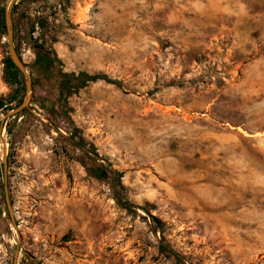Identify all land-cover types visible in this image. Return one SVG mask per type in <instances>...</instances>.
<instances>
[{
	"label": "rangeland",
	"instance_id": "1",
	"mask_svg": "<svg viewBox=\"0 0 264 264\" xmlns=\"http://www.w3.org/2000/svg\"><path fill=\"white\" fill-rule=\"evenodd\" d=\"M12 1L0 0V264L17 251L16 264H264V0L18 2L14 46L34 85L6 118L26 89L6 67ZM40 50L54 59L42 73ZM81 72L122 88H78ZM109 164L136 208L90 172Z\"/></svg>",
	"mask_w": 264,
	"mask_h": 264
},
{
	"label": "trees",
	"instance_id": "2",
	"mask_svg": "<svg viewBox=\"0 0 264 264\" xmlns=\"http://www.w3.org/2000/svg\"><path fill=\"white\" fill-rule=\"evenodd\" d=\"M20 3H24V2L21 1ZM16 6L17 5H14V8ZM3 34H6V32H3ZM36 61H37L38 65L42 66V67L40 66L41 68L39 69L40 73H42L43 69L48 70L54 64V59H52L45 50H40L38 52L37 57H36ZM6 67H7V72L10 75L8 77L15 79L18 83H20V85L21 84L23 85L22 79L24 78V76L18 70V68L15 66V64L13 63V61L11 60L10 57H7V59H6ZM100 80H104L106 82L115 84L119 88H122V85H123L120 80H111L106 74H90L88 72H81L76 76V81H77L76 87L82 88L90 82H97ZM33 85H34V81H33ZM23 90H24V88H23ZM23 98H24V95H22L21 98L19 99L18 105L21 104ZM6 105L7 104L4 101H0V109L4 108V106H6ZM26 111H27V108L23 111V113ZM90 172L93 176H95L98 179H101V180L111 179L112 185L116 189L115 190L116 191V197L124 208L130 209L132 207H134V208L137 207L133 204H130L127 200L119 198V196L117 194V191L120 192V191L125 190V187L122 184V178L124 176L123 172L118 171L116 169H113L110 164L108 166H100V167L94 166L90 169ZM150 216H151L152 220L154 221V223H156L158 225L162 224L161 220L158 217H156L154 215H150ZM158 228H159V226H158ZM161 251H162V253H165L168 258H174L178 261H181V257L178 255V253H176L171 248H168L165 245H161Z\"/></svg>",
	"mask_w": 264,
	"mask_h": 264
},
{
	"label": "water",
	"instance_id": "3",
	"mask_svg": "<svg viewBox=\"0 0 264 264\" xmlns=\"http://www.w3.org/2000/svg\"><path fill=\"white\" fill-rule=\"evenodd\" d=\"M21 1L26 2V3H34V2L40 1V0H13L12 4L10 5V8L6 11L5 23H6V28H7V40L9 43V55H10L11 60L15 64V66L18 68V70L26 78L25 96H24L22 102H21V104L16 106L14 109L10 110L6 115V118L15 117L16 115L22 113L26 108H28V105L31 102V92H32V87H33L32 75L29 73L25 62L22 60V58L20 57V55L18 54V52L16 50V47L14 46V25H13V18H12V10H13L14 5L18 4V2H21ZM3 126H4V122H2V126L0 128V136L2 135ZM3 142H4L3 162H4L5 170L7 171V169H8L7 148L5 146L6 142L4 140H3ZM4 181H5L4 188H5L6 202L8 205V211L10 213V216L12 218V222H13L14 226L17 228L16 222L14 220L13 211H12L11 200L9 197L7 174L4 178ZM18 252L19 251L16 252L14 264L17 263Z\"/></svg>",
	"mask_w": 264,
	"mask_h": 264
},
{
	"label": "bare ground",
	"instance_id": "4",
	"mask_svg": "<svg viewBox=\"0 0 264 264\" xmlns=\"http://www.w3.org/2000/svg\"><path fill=\"white\" fill-rule=\"evenodd\" d=\"M1 145H2V144H1ZM2 148H3V147H2ZM2 148H1V149H2ZM2 150H3V149H2Z\"/></svg>",
	"mask_w": 264,
	"mask_h": 264
}]
</instances>
